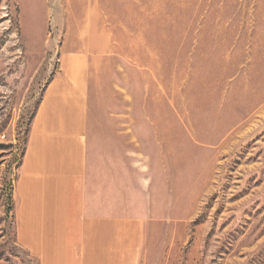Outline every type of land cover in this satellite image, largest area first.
<instances>
[{
    "label": "rangeland",
    "instance_id": "374dc122",
    "mask_svg": "<svg viewBox=\"0 0 264 264\" xmlns=\"http://www.w3.org/2000/svg\"><path fill=\"white\" fill-rule=\"evenodd\" d=\"M64 53L88 56L91 109L160 169L140 264H264V0H0V264H40L13 188Z\"/></svg>",
    "mask_w": 264,
    "mask_h": 264
},
{
    "label": "crops",
    "instance_id": "0c3cea01",
    "mask_svg": "<svg viewBox=\"0 0 264 264\" xmlns=\"http://www.w3.org/2000/svg\"><path fill=\"white\" fill-rule=\"evenodd\" d=\"M90 74L86 54L61 56L17 167L16 238L40 264H140L162 208L157 162L91 109Z\"/></svg>",
    "mask_w": 264,
    "mask_h": 264
},
{
    "label": "trees",
    "instance_id": "16d2710c",
    "mask_svg": "<svg viewBox=\"0 0 264 264\" xmlns=\"http://www.w3.org/2000/svg\"><path fill=\"white\" fill-rule=\"evenodd\" d=\"M13 200V199H12Z\"/></svg>",
    "mask_w": 264,
    "mask_h": 264
}]
</instances>
